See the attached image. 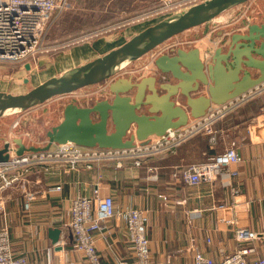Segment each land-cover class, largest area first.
Returning a JSON list of instances; mask_svg holds the SVG:
<instances>
[{"label":"crops","instance_id":"crops-1","mask_svg":"<svg viewBox=\"0 0 264 264\" xmlns=\"http://www.w3.org/2000/svg\"><path fill=\"white\" fill-rule=\"evenodd\" d=\"M249 2L251 20L248 23L240 18L245 4L239 5L206 24L186 31L193 34V39L183 37L188 46L167 41L157 47L159 49L152 52L149 58L136 64L135 68L119 73L116 78L131 76L139 79L151 75L156 71L154 59L178 47H197L202 56L206 51L211 54L217 48H223L229 42L230 35L244 32L253 23L264 24V0ZM164 14H157L162 15L156 17L158 21L171 13ZM142 20L145 21L123 29L110 38H98L65 47L52 62L47 59L44 61L42 56L36 62L39 64L38 69L45 66L46 72L51 73L52 70V73L59 75L101 56L150 25L149 18ZM25 64L18 66L19 69L13 75L32 73L38 65L32 64L27 71ZM146 65L148 70H142ZM53 76L56 75L44 77L35 85ZM24 79H28V82L24 83ZM21 81L24 85L29 84L31 77H22ZM108 83L50 100L60 101L53 107L60 109L58 122L53 126L62 120V111L67 104L83 107L104 99ZM19 120V116L13 119L0 118V128L10 124V131L13 123ZM215 129L217 143L212 149L208 137L198 136L184 143L174 153L143 160L140 167L126 164L114 169L103 165L93 169L79 167L67 173L29 174L16 186L0 193V228L3 224L8 226L13 255L24 256L29 264H86L84 257L74 251L69 230L70 207L75 197H90L96 185L101 196L113 198L117 209L131 206L147 211V237L152 264H192L195 251L214 259L220 258L223 252H231L237 246L232 234L233 227L226 222L231 218L237 221L239 227L264 233V88L215 125ZM231 143L236 144L241 157L239 164L224 169L212 185H190L183 181L184 169L200 162L204 153H221ZM58 185L61 187L60 192L46 193L47 187ZM231 188L239 190L235 197L231 195ZM26 194L32 196L31 200L26 199ZM50 229L60 232L56 243L49 237ZM95 237L101 263L114 264L118 259H124L128 264L134 263L123 222L115 219L107 221ZM254 246L256 255H264V239Z\"/></svg>","mask_w":264,"mask_h":264},{"label":"water","instance_id":"water-1","mask_svg":"<svg viewBox=\"0 0 264 264\" xmlns=\"http://www.w3.org/2000/svg\"><path fill=\"white\" fill-rule=\"evenodd\" d=\"M248 1H198L147 26L105 54L50 77L25 93L0 91V118H4L109 82L104 99L83 107L67 104L62 120L46 132L43 147L16 146L12 150L11 142L4 138L0 165L8 161L11 151L20 156L66 142L87 148L131 149L136 143L184 126L189 119L205 116L211 105H223L257 88L264 83V24L255 23L244 32L230 35L226 46L211 54L206 51L202 56L197 47H178L154 59L153 74L139 79L116 78L133 62L175 36ZM24 68L29 71L31 64L26 63ZM16 138L12 139L13 144ZM59 234L58 229L49 230L53 243Z\"/></svg>","mask_w":264,"mask_h":264},{"label":"built area","instance_id":"built-area-1","mask_svg":"<svg viewBox=\"0 0 264 264\" xmlns=\"http://www.w3.org/2000/svg\"><path fill=\"white\" fill-rule=\"evenodd\" d=\"M67 1L0 0V63L21 65L36 63L38 57L47 52L45 50L47 35L66 9ZM173 9L175 8H170L167 12ZM165 10L156 14H164ZM142 70H148L147 65ZM260 86L264 88V83ZM258 88L259 86L255 89ZM256 90H251L223 105H211L205 116L189 119L184 126L169 129L162 136H153L145 143H136L131 149L87 148L66 142L53 144L46 151L27 152L20 156L10 154L8 161L0 165V193L16 186L26 176L36 172L50 175L67 173L79 167L93 169L103 165H109L114 169L126 164L140 167L143 160L174 153L184 143L197 136L208 137L209 147L212 149L217 143V132L211 127L217 120L224 119L254 97ZM204 156H206L205 161L193 163L184 169L182 179L185 183L212 185L219 179L224 169L241 162L235 143H231L221 153L213 155L204 153ZM60 191L59 185L46 188L47 194ZM238 192L237 188H231L232 197ZM24 196L27 200L32 198L28 194ZM113 219L123 222L126 227L134 255L133 264H152L147 237V211L131 206L117 209L111 196L99 194L97 185L90 197L77 196L71 202L69 230L73 236L74 251L84 257L86 264H103L96 250L95 235L100 232L104 223ZM226 222L233 227L232 234L237 244L235 249L231 252H223L218 259L195 251L192 264H264V255H256L254 246L264 239V233L239 227L234 218ZM247 243L251 246H244ZM0 264H29L24 256L13 255L6 224L0 228ZM114 264L128 263L124 259H118ZM158 264H166V262Z\"/></svg>","mask_w":264,"mask_h":264},{"label":"rangeland","instance_id":"rangeland-1","mask_svg":"<svg viewBox=\"0 0 264 264\" xmlns=\"http://www.w3.org/2000/svg\"><path fill=\"white\" fill-rule=\"evenodd\" d=\"M198 1L200 2L202 0H68L66 9L60 15L57 23L49 30L45 42V50H47V52L41 54L38 59L43 56L44 61L47 59L52 62L56 56L62 54L63 50L66 49L65 47L76 46L98 38H110L112 35L120 33L123 29L135 26L140 21H145L142 19L146 17L149 18V24L152 25L158 21L156 17L162 16H157V12L166 9V14H164V16H166L169 13L182 10ZM249 3V1L248 3H244L245 6L240 15V18H244L247 23L251 20V16H249ZM170 8L175 9L168 13L167 11ZM191 36H193L192 32H184L170 39L169 43H178L180 44L179 46L186 44L184 46H188V43L184 41L183 37L188 38ZM191 38L193 39V37ZM221 42H223V40ZM158 49L156 48L139 60H136L123 71L130 70L132 67L136 66V64L149 58V55ZM36 64L38 63H34L33 65ZM20 65L21 64L18 63H0V91L13 94L25 93L31 87L36 86L35 84L39 82V80L44 79V77L51 74L58 75V73H52V70L51 73L46 72L47 69L45 66L38 69L39 64L36 65V67L34 66L35 70H33L32 73L30 72L31 74L27 72L20 76L13 75V72L19 69ZM22 77H31V82L26 85L22 84ZM104 83L89 86L83 88L86 90L82 89L78 91L91 90ZM59 102V100H53L28 111L4 117L13 119L19 116L20 120L13 123V127L10 131L8 128L10 124L0 128V147L3 144L4 138L11 142L12 150L16 148V146L43 147L47 142L46 132L53 127L54 123L58 122L60 109H55L53 107ZM222 120L223 119L217 120L211 128L216 131L215 125ZM14 138H16V145L12 142ZM13 153V151L10 152V154ZM205 159L206 156L203 154V159L200 162L205 161Z\"/></svg>","mask_w":264,"mask_h":264},{"label":"flooded vegetation","instance_id":"flooded-vegetation-1","mask_svg":"<svg viewBox=\"0 0 264 264\" xmlns=\"http://www.w3.org/2000/svg\"><path fill=\"white\" fill-rule=\"evenodd\" d=\"M252 73V72H251ZM255 72H253L252 74L254 75ZM183 104H181L182 106H184V102H182Z\"/></svg>","mask_w":264,"mask_h":264},{"label":"bare ground","instance_id":"bare-ground-1","mask_svg":"<svg viewBox=\"0 0 264 264\" xmlns=\"http://www.w3.org/2000/svg\"><path fill=\"white\" fill-rule=\"evenodd\" d=\"M259 89H261V86H259V88L257 89V91H258Z\"/></svg>","mask_w":264,"mask_h":264}]
</instances>
